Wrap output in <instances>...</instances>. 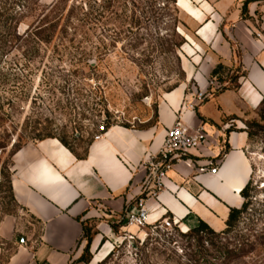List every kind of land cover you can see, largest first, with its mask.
Instances as JSON below:
<instances>
[{
    "label": "rangeland",
    "instance_id": "1",
    "mask_svg": "<svg viewBox=\"0 0 264 264\" xmlns=\"http://www.w3.org/2000/svg\"><path fill=\"white\" fill-rule=\"evenodd\" d=\"M206 1L211 6L233 2ZM190 2L68 0V9L72 6L74 13L66 30L37 52L26 56L24 50L13 51L4 58L0 104L10 100L13 105L0 121V222L15 216L39 229L11 195L15 144L57 137L83 153L97 135L113 125L146 128L155 123L161 98L183 83L199 97L202 92H196L187 80L185 68L192 60L184 50L192 53L186 38L198 42L193 37L198 22L187 13L195 7L202 9V3ZM257 2L264 4V0H243L242 14L250 20L255 36L264 41L262 10L253 14L248 10ZM26 28L27 22L21 23L19 34ZM229 28L230 23L224 22L220 30ZM232 46L233 63L224 64L227 70L222 72V82L210 79V88L200 97L203 101L216 98L226 91L219 92L224 87L236 91L234 87L245 78L242 50L234 42ZM13 61L18 64L12 68ZM238 105L241 112L225 115L221 125L247 132L253 176L247 210L234 227L225 232L187 233L176 226L163 230L147 225L133 234L114 222L105 233L97 228V218L90 219L71 264H264V104L252 110Z\"/></svg>",
    "mask_w": 264,
    "mask_h": 264
},
{
    "label": "crops",
    "instance_id": "2",
    "mask_svg": "<svg viewBox=\"0 0 264 264\" xmlns=\"http://www.w3.org/2000/svg\"><path fill=\"white\" fill-rule=\"evenodd\" d=\"M198 1L202 9L195 7L187 13L198 22L193 34L198 42L186 38L192 50H184L192 60L185 68L187 80L205 95L215 66L233 63L234 42L242 50L240 62L246 70L239 88L205 102L183 83L161 98L155 123L146 128H107L88 146L84 159H78L57 138L23 145L13 155L12 190L16 202L39 229L22 218H4L0 222V239L5 243L0 245V264H71L90 219L97 218V228L105 233L116 222L117 228L136 234L140 228L126 226V219L138 211L141 197L149 225L170 219L183 231L204 221L221 232L231 208L242 207L241 191L253 176L248 134L243 129L231 131L221 121L225 115L241 112L238 102L250 110L260 105L264 97V41L255 36L250 20L243 16V0L219 1L215 6ZM259 9L264 18V4L248 6L252 14ZM224 22L230 23L226 32L220 30ZM179 117L190 127L203 124L207 140L176 161L166 173L164 187L157 190L146 164L158 153L167 129ZM214 167L218 168L215 174L211 172ZM151 192L157 195H147ZM107 218L113 220L105 222Z\"/></svg>",
    "mask_w": 264,
    "mask_h": 264
},
{
    "label": "trees",
    "instance_id": "3",
    "mask_svg": "<svg viewBox=\"0 0 264 264\" xmlns=\"http://www.w3.org/2000/svg\"><path fill=\"white\" fill-rule=\"evenodd\" d=\"M247 4L248 2H246L245 5L247 6ZM73 13L74 11L72 6L68 9V0H55L50 4H42L41 0H0V64L4 61V58H8L9 54L13 51L24 50V54L27 56L30 53L37 52L42 46L49 45L58 33L67 29V26L71 23ZM23 22H27V28L23 34H19V27ZM31 60L32 57L27 59L28 64ZM5 62L7 61L5 60ZM12 64L13 65H11V67L17 66L18 61H13ZM226 70L227 67L223 63H218L211 73V78L222 82L223 78L221 75L222 72ZM244 76L246 77V74H244ZM232 80L235 81L234 78ZM239 86L240 83H238L234 89L237 90ZM227 89L233 88L224 87L219 90V92H223ZM263 104L264 97L258 108L262 107ZM12 105L13 103L10 100L0 104V121L9 114V108H11ZM106 130L107 129H105L104 132ZM57 139H59L64 146L70 149L78 159H84L87 156L88 148L85 149L83 153H79L72 148V146L64 138ZM1 147L5 148L6 146L1 145ZM21 147L22 146L15 144L13 155ZM250 183L251 181L241 191V196L244 199L242 207L231 208L229 217L226 221V228L221 232H225L234 227L241 218L242 214L247 210ZM10 190L12 198L15 200L12 190V179H10ZM85 226L84 236L86 231ZM204 230L215 233V231L204 221H201L197 227L188 230L187 233H200ZM90 245L91 242L89 241L88 247H90Z\"/></svg>",
    "mask_w": 264,
    "mask_h": 264
},
{
    "label": "built area",
    "instance_id": "4",
    "mask_svg": "<svg viewBox=\"0 0 264 264\" xmlns=\"http://www.w3.org/2000/svg\"><path fill=\"white\" fill-rule=\"evenodd\" d=\"M203 94L200 93L199 97ZM103 134V133H102ZM102 134L97 135L99 139ZM207 140V132L204 125L190 127L182 118H178L175 123L167 129L164 141L156 155H154L146 164L149 177L154 188L160 190L164 187L166 173L170 170L176 161L180 160L190 150L199 147ZM218 171L217 167L211 169L212 173ZM147 195L156 196L157 193H147ZM148 210L145 207V199L141 197L138 202V211L132 212L126 219L127 226L145 227L148 224ZM153 229L168 230L173 227L170 219H165L160 223L151 225Z\"/></svg>",
    "mask_w": 264,
    "mask_h": 264
},
{
    "label": "water",
    "instance_id": "5",
    "mask_svg": "<svg viewBox=\"0 0 264 264\" xmlns=\"http://www.w3.org/2000/svg\"><path fill=\"white\" fill-rule=\"evenodd\" d=\"M18 240H19V241H23V239H22V238H19Z\"/></svg>",
    "mask_w": 264,
    "mask_h": 264
},
{
    "label": "bare ground",
    "instance_id": "6",
    "mask_svg": "<svg viewBox=\"0 0 264 264\" xmlns=\"http://www.w3.org/2000/svg\"><path fill=\"white\" fill-rule=\"evenodd\" d=\"M184 232H187V231H184Z\"/></svg>",
    "mask_w": 264,
    "mask_h": 264
}]
</instances>
